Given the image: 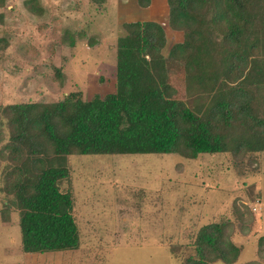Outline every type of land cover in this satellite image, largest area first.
I'll use <instances>...</instances> for the list:
<instances>
[{
  "label": "trees",
  "instance_id": "obj_1",
  "mask_svg": "<svg viewBox=\"0 0 264 264\" xmlns=\"http://www.w3.org/2000/svg\"><path fill=\"white\" fill-rule=\"evenodd\" d=\"M135 1L147 7L152 0ZM166 2L168 24L183 36L167 52L160 23L122 24L128 37L139 41L146 64L160 60L161 69H118L115 90L90 99L72 91L57 101L0 105V127H7L5 136L0 131V215L7 221L17 213L25 253L76 249L82 241L71 155L159 153L195 159L264 152V109H259L260 97L264 102V0ZM38 3L24 0L35 14L43 11ZM6 6L7 0H0V9ZM70 32L65 31L66 42L74 46ZM131 42L119 41L117 67L131 54ZM1 43L4 48L2 37ZM171 71L182 75L186 90L199 93L200 103L189 106L175 97ZM242 215L236 218L240 225ZM231 228L228 218L209 222L196 231L187 252L173 247L171 253L181 264H234L241 249ZM258 250L264 253V235Z\"/></svg>",
  "mask_w": 264,
  "mask_h": 264
},
{
  "label": "rangeland",
  "instance_id": "obj_2",
  "mask_svg": "<svg viewBox=\"0 0 264 264\" xmlns=\"http://www.w3.org/2000/svg\"><path fill=\"white\" fill-rule=\"evenodd\" d=\"M38 1L39 14L30 12L24 0H7L0 9V38L6 40L0 48V105L57 101L72 91L81 92L83 99L114 91L116 41L123 23L164 25L166 49L183 38L168 24L166 0H153L148 7L135 0ZM67 29L74 34V46L66 42ZM138 61L143 69L160 63ZM170 75L177 99L189 106L200 103L196 90H186L182 75ZM0 131L5 136L7 127ZM68 161L82 245L25 253L18 215L11 212L7 221L0 215V264H181L171 248L187 252L199 228L223 218L231 220L232 239L241 249L234 264H264L258 250V238L264 235V152L195 159L159 153L74 154ZM240 214L241 225L236 221Z\"/></svg>",
  "mask_w": 264,
  "mask_h": 264
},
{
  "label": "crops",
  "instance_id": "obj_3",
  "mask_svg": "<svg viewBox=\"0 0 264 264\" xmlns=\"http://www.w3.org/2000/svg\"><path fill=\"white\" fill-rule=\"evenodd\" d=\"M153 1V0H152ZM151 1V2H152ZM148 7V6H147ZM141 21H148V20H141ZM150 21V20H149ZM152 21V20H151ZM163 27H164V25H163ZM165 29V28H164ZM123 39H126V40H129V41H132L130 44H131V46H130V53L131 54H129V56L127 57L128 59H127V61L126 62H124V63H122V66H120V67H117V64L115 65V74H117L118 73V69H143V65L138 61V60H140V58L141 59H143L144 57H146V55H144L143 54V52L139 49V41L138 40H136V39H133L132 40V38L131 37H128V34H127V32L122 28L119 32H118V37H117V41H116V54L118 55V47H119V41L120 40H123ZM166 40H167V38H166ZM182 40H183V38H182ZM181 41V40H180ZM174 44V43H173ZM172 45V44H171ZM170 45V46H171ZM165 46H166V44H165ZM170 46L166 49L165 47H164V49H163V53H165V51L167 52L168 51V49L170 48ZM165 50V51H164ZM117 60H118V56H117ZM146 64V63H145ZM147 65V64H146ZM162 66H163V62H161V64H158V66H157V68L156 69H161L162 68ZM155 68H153L152 67V69H150V70H152L153 72H155V70H154ZM120 72H122L121 70H120ZM152 72V73H153ZM172 73L173 72H175V71H171ZM171 72H169V81H170V83H172V78H171ZM117 76V75H116ZM115 80H116V77H115ZM116 82V81H115ZM80 245H82L81 243H80ZM79 245V246H80ZM78 246V247H79ZM76 249H78V248H76ZM76 249H69V250H76ZM64 251V250H63Z\"/></svg>",
  "mask_w": 264,
  "mask_h": 264
}]
</instances>
